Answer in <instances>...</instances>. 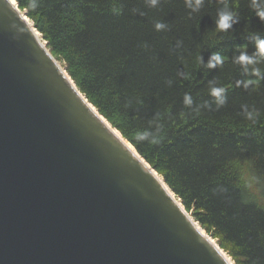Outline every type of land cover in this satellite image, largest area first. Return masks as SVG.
I'll return each instance as SVG.
<instances>
[{
    "label": "trees",
    "instance_id": "trees-1",
    "mask_svg": "<svg viewBox=\"0 0 264 264\" xmlns=\"http://www.w3.org/2000/svg\"><path fill=\"white\" fill-rule=\"evenodd\" d=\"M15 1L78 90L232 261L264 264V79L249 76L252 86L237 87L245 74L232 59L251 54L255 37L264 38L249 0H228L239 21L226 32L215 25L224 7L219 0H204L197 12L184 0L155 7L146 0H41L35 12ZM158 21L166 28L155 30ZM213 52L224 63L208 69L200 57L206 62ZM212 85L226 89L221 107L209 95ZM185 93L191 108L183 104ZM243 106L258 110L255 123ZM154 113L163 117V144H137L134 133Z\"/></svg>",
    "mask_w": 264,
    "mask_h": 264
},
{
    "label": "water",
    "instance_id": "water-1",
    "mask_svg": "<svg viewBox=\"0 0 264 264\" xmlns=\"http://www.w3.org/2000/svg\"><path fill=\"white\" fill-rule=\"evenodd\" d=\"M7 2L0 264H234L78 90L26 11Z\"/></svg>",
    "mask_w": 264,
    "mask_h": 264
},
{
    "label": "clouds",
    "instance_id": "clouds-1",
    "mask_svg": "<svg viewBox=\"0 0 264 264\" xmlns=\"http://www.w3.org/2000/svg\"><path fill=\"white\" fill-rule=\"evenodd\" d=\"M185 6L190 9L191 12H197L201 9L204 0H184ZM224 7L218 11L217 19L215 21L216 29L220 32H226L232 28L233 24L239 21L236 13L229 9L228 0H219ZM6 3L8 4L7 0ZM25 6L29 12H35L41 3V0H24ZM146 3L155 7L159 0H146ZM9 5V4H8ZM12 8V7H11ZM249 8L252 12L264 22V0H249ZM17 32H24L25 28L18 25H12ZM154 28L157 31L166 28L164 22H156ZM233 63L239 65L245 74V79H240L236 81L237 87H242L248 89L252 86L255 81L248 78L249 76H254L258 80L264 79V71H262L259 65L264 64V38L259 36L255 37V47L254 51L249 54L247 51H241L233 58ZM201 63H203L208 69L217 68L224 63V59L220 53L213 52L210 54L206 62L200 57ZM177 75L182 79H188V74L185 72H178ZM169 83H171L169 81ZM226 89L224 87L212 85L209 90V95L213 98V102L217 107H221L226 102ZM183 104L187 107L193 106V98L191 94L185 93L183 96ZM210 107V105H205ZM243 114L246 119L253 121L255 123L256 117L259 115L258 110L252 108L251 110L248 106H243ZM195 112H199V108L194 109ZM154 118L149 121L148 127L143 130L137 131L133 135V139L137 144L148 143L153 146H160L165 140L164 127L161 123L163 117L160 114H153Z\"/></svg>",
    "mask_w": 264,
    "mask_h": 264
},
{
    "label": "bare ground",
    "instance_id": "bare-ground-1",
    "mask_svg": "<svg viewBox=\"0 0 264 264\" xmlns=\"http://www.w3.org/2000/svg\"><path fill=\"white\" fill-rule=\"evenodd\" d=\"M114 132L128 145V147L130 148V149H132L133 151H134V148L131 146V144L126 140V139H124L123 137H122V135L117 131V130H114ZM161 178V177H160ZM196 226L198 227V229L205 235L206 233H205V231L204 230H202V228H200V226L198 225V224H196ZM225 256H226V258L228 259L229 258V256L227 255V254H225ZM229 260H230V262H231V259L229 258Z\"/></svg>",
    "mask_w": 264,
    "mask_h": 264
},
{
    "label": "rangeland",
    "instance_id": "rangeland-1",
    "mask_svg": "<svg viewBox=\"0 0 264 264\" xmlns=\"http://www.w3.org/2000/svg\"><path fill=\"white\" fill-rule=\"evenodd\" d=\"M47 43V42H46ZM228 260H229V258H228ZM230 261V260H229Z\"/></svg>",
    "mask_w": 264,
    "mask_h": 264
}]
</instances>
